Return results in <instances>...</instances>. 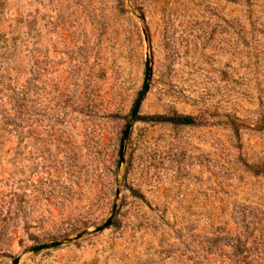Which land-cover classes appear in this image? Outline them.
<instances>
[{"label":"rangeland","instance_id":"374dc122","mask_svg":"<svg viewBox=\"0 0 264 264\" xmlns=\"http://www.w3.org/2000/svg\"><path fill=\"white\" fill-rule=\"evenodd\" d=\"M171 116L195 122L142 119ZM15 258L264 264V0H0V264Z\"/></svg>","mask_w":264,"mask_h":264},{"label":"water","instance_id":"95a60500","mask_svg":"<svg viewBox=\"0 0 264 264\" xmlns=\"http://www.w3.org/2000/svg\"><path fill=\"white\" fill-rule=\"evenodd\" d=\"M150 75H151V66H150V58H149V55L146 54V58H145V76H144V82H143V87H142V90L140 91L134 105H133V108L131 110V114H130V117L132 119H135L136 115L138 114V111H139V107H140V104H141V101L142 99L144 98L145 94L147 93L148 91V88H149V80H150ZM130 127L131 125L130 124H126L125 128H124V131H123V135H122V139H121V143H120V148H119V153H118V163L119 165L122 164L123 162V152H124V145H125V141L128 137V134H129V131H130ZM111 221H112V215L107 219V221L97 227L96 229H94V231H102L104 230L105 228H107L110 224H111ZM83 233H79L77 235V237H80ZM60 244L59 241H55V242H51V243H47V244H43V245H39V246H36L34 247L32 250L34 252L36 251H40L42 249H48V248H53V247H56ZM18 261L19 259L18 258H15L12 262V264H18Z\"/></svg>","mask_w":264,"mask_h":264},{"label":"trees","instance_id":"16d2710c","mask_svg":"<svg viewBox=\"0 0 264 264\" xmlns=\"http://www.w3.org/2000/svg\"><path fill=\"white\" fill-rule=\"evenodd\" d=\"M142 119L156 122H169L178 125H192L195 122L192 116L143 117Z\"/></svg>","mask_w":264,"mask_h":264}]
</instances>
